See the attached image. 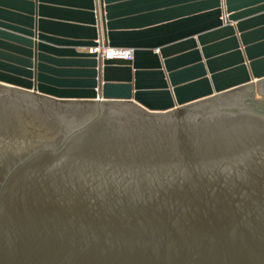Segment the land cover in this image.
Here are the masks:
<instances>
[{"label":"water","instance_id":"1","mask_svg":"<svg viewBox=\"0 0 264 264\" xmlns=\"http://www.w3.org/2000/svg\"><path fill=\"white\" fill-rule=\"evenodd\" d=\"M0 264H264V0H0Z\"/></svg>","mask_w":264,"mask_h":264},{"label":"built area","instance_id":"2","mask_svg":"<svg viewBox=\"0 0 264 264\" xmlns=\"http://www.w3.org/2000/svg\"><path fill=\"white\" fill-rule=\"evenodd\" d=\"M91 53H99V49H91ZM133 57V51L127 49H106L103 51L102 58L106 59H124L131 60Z\"/></svg>","mask_w":264,"mask_h":264},{"label":"crops","instance_id":"3","mask_svg":"<svg viewBox=\"0 0 264 264\" xmlns=\"http://www.w3.org/2000/svg\"><path fill=\"white\" fill-rule=\"evenodd\" d=\"M57 5H63L66 6L68 8L74 9L77 7V5L75 4V2H71V1H59L57 2ZM53 18L58 19V20H63V21H75L76 19H74L75 17H70L68 15H53Z\"/></svg>","mask_w":264,"mask_h":264}]
</instances>
